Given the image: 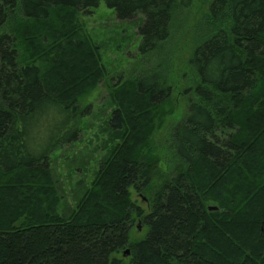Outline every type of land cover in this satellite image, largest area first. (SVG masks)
<instances>
[{
    "label": "trees",
    "instance_id": "1",
    "mask_svg": "<svg viewBox=\"0 0 264 264\" xmlns=\"http://www.w3.org/2000/svg\"><path fill=\"white\" fill-rule=\"evenodd\" d=\"M101 1L120 20L143 16L141 63L112 92L120 141L70 207L50 156L79 139L82 102L106 75L79 22ZM192 3L0 0V264H264V0H212L199 18L173 174L156 181L152 135ZM133 190L150 192L147 209Z\"/></svg>",
    "mask_w": 264,
    "mask_h": 264
},
{
    "label": "rangeland",
    "instance_id": "2",
    "mask_svg": "<svg viewBox=\"0 0 264 264\" xmlns=\"http://www.w3.org/2000/svg\"><path fill=\"white\" fill-rule=\"evenodd\" d=\"M211 1L193 0L190 18L173 41L177 43L172 53L169 77L173 89L172 99L164 108L166 115L163 121L159 122L152 135V147L159 159L157 182L173 174V154L167 143L169 144V140L172 141L171 129L180 124L188 111L192 93L186 91L189 82L184 77V69L194 47L195 26L201 15L208 10ZM179 17L183 20L185 12ZM79 22L83 27V34L99 48L106 75L82 102L83 108L89 107V114L81 118L79 139L65 144L50 156L53 177L57 180L58 189L67 196L70 207L76 205L82 190L89 187L95 177L97 166L109 156L113 147L120 141L122 132L114 130L110 122L116 107L112 101V92L117 85L132 79L141 63L138 46L141 42L139 27L143 22V16H137L132 20H120L115 9L101 1L97 7L82 12L79 15ZM132 199L147 209L150 192L133 190ZM140 222L142 227L139 230L137 226ZM147 230L143 220L136 218L131 230L132 238H143ZM121 256L124 257L123 251ZM124 258L128 260L130 256Z\"/></svg>",
    "mask_w": 264,
    "mask_h": 264
},
{
    "label": "water",
    "instance_id": "3",
    "mask_svg": "<svg viewBox=\"0 0 264 264\" xmlns=\"http://www.w3.org/2000/svg\"><path fill=\"white\" fill-rule=\"evenodd\" d=\"M208 209H209V211H216V210H219L220 208H219V206H217V205H210V206L208 207ZM137 227H138L139 230L141 229V227H142L141 222L138 224ZM123 256H124V257H129V256H131V248H130V247H126V248L123 250Z\"/></svg>",
    "mask_w": 264,
    "mask_h": 264
}]
</instances>
